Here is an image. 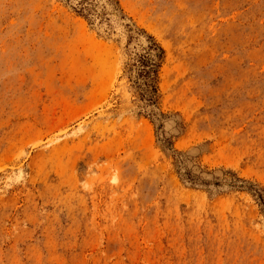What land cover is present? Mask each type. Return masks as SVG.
Returning <instances> with one entry per match:
<instances>
[{"label": "rangeland", "instance_id": "rangeland-1", "mask_svg": "<svg viewBox=\"0 0 264 264\" xmlns=\"http://www.w3.org/2000/svg\"><path fill=\"white\" fill-rule=\"evenodd\" d=\"M255 192L264 0H0V264H264Z\"/></svg>", "mask_w": 264, "mask_h": 264}, {"label": "trees", "instance_id": "trees-1", "mask_svg": "<svg viewBox=\"0 0 264 264\" xmlns=\"http://www.w3.org/2000/svg\"><path fill=\"white\" fill-rule=\"evenodd\" d=\"M153 49L155 51H158V54H155V58H159V54L162 53L161 49L157 48L155 44H150L148 46V50ZM135 63V70H136V77L137 79L144 80V85L150 86V76L154 72L155 64L153 63L152 58L149 56V53L144 56H137V58L134 61ZM134 66V65H133ZM256 197L261 200L260 204L264 206V199L261 198V195L257 192H255Z\"/></svg>", "mask_w": 264, "mask_h": 264}]
</instances>
